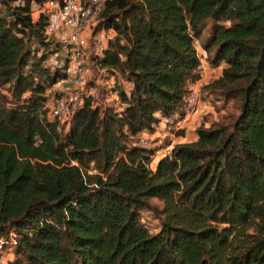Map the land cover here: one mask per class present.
<instances>
[{
    "label": "trees",
    "instance_id": "trees-1",
    "mask_svg": "<svg viewBox=\"0 0 264 264\" xmlns=\"http://www.w3.org/2000/svg\"><path fill=\"white\" fill-rule=\"evenodd\" d=\"M31 1L44 0H0V237L15 235L5 264H81L79 247L102 264H264V0H104L95 30L114 37L91 64L127 83L122 107L87 98L66 126L48 117L45 89L61 75L32 46L45 45V20L31 19ZM209 19L201 50L223 66L201 90L237 113L202 123L151 170L155 150L137 137L199 79L193 42ZM152 198L154 234L141 218Z\"/></svg>",
    "mask_w": 264,
    "mask_h": 264
},
{
    "label": "built area",
    "instance_id": "built-area-1",
    "mask_svg": "<svg viewBox=\"0 0 264 264\" xmlns=\"http://www.w3.org/2000/svg\"><path fill=\"white\" fill-rule=\"evenodd\" d=\"M104 0H44L41 3L30 2L29 15L32 20L44 17L45 23L42 35L45 45L38 46L33 43L36 55L44 54L40 64L51 72H57L61 77L48 85L45 89L47 97V111L50 119L66 126L72 120L74 111L80 107L84 100L90 98L91 106H100L95 97V90L90 85L91 59L100 57L111 40V29L95 30ZM24 0H12L13 5H22ZM91 42V55L87 51ZM90 55V56H89ZM95 67V66H94ZM96 68V67H95ZM98 69V68H96ZM204 62L199 57L196 71L201 77ZM99 70V69H98ZM103 71V70H99ZM109 80H114L112 76ZM189 82L182 103L178 111L162 116L154 130L163 137H177L175 132L184 128L188 116L192 114L200 102V90L197 81ZM114 84L125 88L126 83L118 79ZM114 106L121 109L122 104L117 97L116 90ZM37 140V137H35ZM143 138L137 137L136 145L148 147ZM169 152H165L168 154ZM151 162V161H150ZM150 162L148 167L150 168ZM15 243V235L9 232L0 237V263L5 254H9ZM2 264V263H1Z\"/></svg>",
    "mask_w": 264,
    "mask_h": 264
},
{
    "label": "rangeland",
    "instance_id": "rangeland-1",
    "mask_svg": "<svg viewBox=\"0 0 264 264\" xmlns=\"http://www.w3.org/2000/svg\"><path fill=\"white\" fill-rule=\"evenodd\" d=\"M0 11L1 14H7V9L6 7L2 6L0 4ZM213 26V21L212 20H206L204 21L203 25L201 26V35L197 39V42L194 43V47L196 52L199 54L198 56L202 59L204 62V69L203 72L201 73V77L205 76L202 81L200 82V85L198 86L199 90H201V86L205 85L215 78L218 77V73L220 70V66L216 68H211L206 57L204 55L200 56L201 51V46L203 43L206 42L207 37L210 34V31ZM92 52V45L91 42L89 44V48L87 51V56L88 54L91 55ZM89 55V56H90ZM91 77H90V85L94 88L95 92V97L99 100L100 106H105V105H113L114 106V99H111V95L114 90H117L118 87L116 84H114L115 80H109L110 78L108 75L102 71H99L96 69L94 66L91 68ZM205 90H201L200 94V107L203 108L206 112L204 114H201L198 118V122L200 126L202 123L204 124H210L212 121H217V122H230L232 121L233 117L237 113L238 109V102L236 100H230V101H223L222 99H219L217 96L213 94H209ZM190 115L188 116V122L190 120ZM194 126V125H193ZM197 126V127H198ZM194 128V132L195 129ZM185 133V128L182 129L181 136H183ZM196 135V134H195ZM138 137H141L144 139L147 144L148 148H152L155 150L153 157L151 158L150 162V169L154 170L155 166L158 162V160L163 157L165 152H169V149L166 148L167 145H169L170 141L168 138L165 136L163 137L161 134L155 133V130L151 134H140ZM181 141L180 138H177L175 141ZM174 145V144H171ZM147 213L142 215V220L146 224V229L149 231V233L154 234L157 232L160 226V221H159V211L161 209V203L152 198L148 199L147 201ZM91 228V227H90ZM78 258L79 262L81 264H102V260L100 257L99 252L94 248V247H79L78 248ZM11 257L10 255H3L1 258V263L5 264L7 260H9Z\"/></svg>",
    "mask_w": 264,
    "mask_h": 264
},
{
    "label": "crops",
    "instance_id": "crops-1",
    "mask_svg": "<svg viewBox=\"0 0 264 264\" xmlns=\"http://www.w3.org/2000/svg\"><path fill=\"white\" fill-rule=\"evenodd\" d=\"M113 36H114V33H113ZM202 55H204V52L203 51H202V53H200V56H202ZM219 66H220L219 68H221L223 66V64H220ZM204 77L205 76L200 77V80L197 81V85H200V82L202 81V79ZM125 86L127 87V83H126ZM111 97L112 98H115L116 96L112 94ZM200 105L197 107V109L192 114H190V117H189L190 120H189V122L187 121L184 124V128H185L184 135L183 136H177L175 138H172V136L167 137L168 140L170 141V143H169V145L166 146V148L170 149L172 147L171 144L184 143V142H192V141H194L196 139V135H195V132H194V128L199 125V122H198L199 116L201 114H204L206 112L205 110H203V108H202L203 106L200 107ZM155 133L158 134V132H156V131H155ZM142 134H144V133H142ZM177 138H180L181 141L180 140L179 141H175Z\"/></svg>",
    "mask_w": 264,
    "mask_h": 264
}]
</instances>
